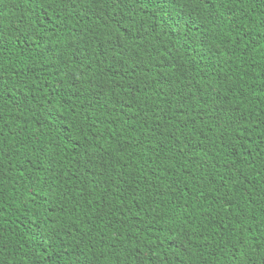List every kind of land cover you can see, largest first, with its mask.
Wrapping results in <instances>:
<instances>
[{"label": "trees", "instance_id": "16d2710c", "mask_svg": "<svg viewBox=\"0 0 264 264\" xmlns=\"http://www.w3.org/2000/svg\"><path fill=\"white\" fill-rule=\"evenodd\" d=\"M0 264H264V0H0Z\"/></svg>", "mask_w": 264, "mask_h": 264}, {"label": "snow or ice", "instance_id": "6c2138e0", "mask_svg": "<svg viewBox=\"0 0 264 264\" xmlns=\"http://www.w3.org/2000/svg\"><path fill=\"white\" fill-rule=\"evenodd\" d=\"M207 3V0H204ZM216 3L223 4V3H233L234 0H215ZM225 42H227V37H225ZM134 62V61H133Z\"/></svg>", "mask_w": 264, "mask_h": 264}]
</instances>
